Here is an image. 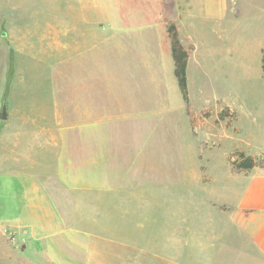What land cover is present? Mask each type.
Listing matches in <instances>:
<instances>
[{"label": "crops", "instance_id": "0c3cea01", "mask_svg": "<svg viewBox=\"0 0 264 264\" xmlns=\"http://www.w3.org/2000/svg\"><path fill=\"white\" fill-rule=\"evenodd\" d=\"M107 3L87 0L79 8L65 0L64 6L74 15L99 17ZM130 4L131 37L160 28L172 56L167 28L174 25L188 54V89L189 76L200 93L213 94V102L205 97L194 106L200 123L208 121L204 114L213 113L217 158L213 247H204L208 234L203 230L194 226L184 232L182 223L175 222L166 232L171 245L162 248V264H264V165L241 170L230 162L235 153L255 161L264 157V36L250 35L256 24L235 19L229 0H130ZM70 28L67 42L74 63L69 71L76 77L89 55L85 44H103L99 36L105 27L83 17L78 22L73 18ZM72 75L65 87L50 91L56 110L53 120L62 126L57 131L42 128L41 100L35 99L32 108L24 103V109L16 96H10L5 104L8 118L0 122V264H75V254L86 258L95 243L153 253L152 242L150 247L148 241L142 244L143 238L139 242L127 238L139 226L146 231L152 214L139 202L144 199L148 204L150 196L152 207V193L118 182L124 171L152 172V162L144 147H135L139 151L134 164L125 163L132 151L131 135L119 156L106 149L110 144L104 126L117 118L100 111L106 108L105 90L83 80L74 83ZM33 89L41 98V88ZM124 116L131 118L129 112ZM74 141L81 142L80 147L75 148ZM113 169L115 176L110 174ZM149 222L153 224V219Z\"/></svg>", "mask_w": 264, "mask_h": 264}, {"label": "rangeland", "instance_id": "374dc122", "mask_svg": "<svg viewBox=\"0 0 264 264\" xmlns=\"http://www.w3.org/2000/svg\"><path fill=\"white\" fill-rule=\"evenodd\" d=\"M60 1L62 5H58ZM64 1L0 0V113L10 96H16L24 109V103L30 107L35 99L41 100L39 110L42 124L45 123L42 128L60 129L62 126H57L53 120L56 110L50 91L53 87H65L71 80L69 67L74 62L69 55L67 38L72 20L78 22L83 17L89 21L99 20L105 27L104 34L100 32L99 36L103 44H85L89 54L85 69L76 77L72 75V81L82 84L83 80L100 91L104 88L106 108L100 111L114 113L117 118L113 124L104 126L105 139L110 144L106 149L119 156L129 141L126 136L131 135L132 151L127 153L125 163L134 164L133 158L139 151L135 147H144L142 150H146L152 162V172L124 171L118 180L127 181V187L130 185L136 192L152 193V207L149 206L150 196L148 204L144 199L139 204L149 208L152 214L149 221L153 219V224L147 221L146 231L139 226L133 234L127 235L138 242L143 238L142 244L148 241L150 247L152 242V255L122 245L95 243L86 258L75 254V264H162V248L171 245L166 232L175 222L182 223L184 232L194 226L196 230H203L208 234L204 247H213V163L217 161L213 158V113L204 114L208 121L200 123L194 111L195 104L205 97H208L207 102H213V94L200 93L188 76L190 90L188 100H184L172 67L170 42L164 41L161 29L131 37L130 0H115V4L107 0L110 3L106 12L99 17L68 13ZM229 1L235 19L256 24V28L250 29V35L264 36V0ZM69 2L71 7L80 8L87 0ZM142 15L145 19L146 14ZM151 16L149 14L150 21ZM96 52L100 56L94 58L91 53ZM24 87L29 88L30 93L24 92ZM33 88L37 91L41 88V98L31 92ZM65 111L62 110L63 117ZM126 112L131 118H125ZM79 144L81 142L74 141L75 148L80 147ZM230 162L232 165L239 162L236 153ZM256 163L264 165V157L257 158ZM110 174L115 176L114 169ZM106 205L103 207L109 211ZM189 236L192 237L191 233Z\"/></svg>", "mask_w": 264, "mask_h": 264}, {"label": "trees", "instance_id": "16d2710c", "mask_svg": "<svg viewBox=\"0 0 264 264\" xmlns=\"http://www.w3.org/2000/svg\"><path fill=\"white\" fill-rule=\"evenodd\" d=\"M168 34L171 39V51L172 57L175 65L174 75L178 81L179 90L185 101L188 100V83H187V63L188 54L184 50L177 29L174 25H170L167 28ZM263 70H264V57H263ZM239 162L235 165L237 169L241 170H251L257 163L254 158L246 157L242 153H237Z\"/></svg>", "mask_w": 264, "mask_h": 264}, {"label": "water", "instance_id": "95a60500", "mask_svg": "<svg viewBox=\"0 0 264 264\" xmlns=\"http://www.w3.org/2000/svg\"><path fill=\"white\" fill-rule=\"evenodd\" d=\"M7 118H8L7 107L4 105L0 113V119L7 120Z\"/></svg>", "mask_w": 264, "mask_h": 264}]
</instances>
